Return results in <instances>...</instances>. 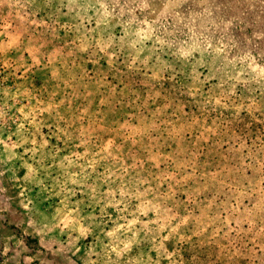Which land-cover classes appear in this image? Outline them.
Here are the masks:
<instances>
[{"label": "rangeland", "instance_id": "374dc122", "mask_svg": "<svg viewBox=\"0 0 264 264\" xmlns=\"http://www.w3.org/2000/svg\"><path fill=\"white\" fill-rule=\"evenodd\" d=\"M0 264H264V0H0Z\"/></svg>", "mask_w": 264, "mask_h": 264}]
</instances>
